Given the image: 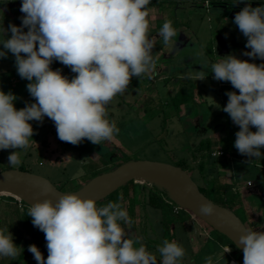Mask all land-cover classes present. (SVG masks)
<instances>
[{"label":"clouds","instance_id":"clouds-1","mask_svg":"<svg viewBox=\"0 0 264 264\" xmlns=\"http://www.w3.org/2000/svg\"><path fill=\"white\" fill-rule=\"evenodd\" d=\"M242 0H236L240 3ZM151 0H22L18 27L9 24L0 39V58L11 53L17 74L34 103L14 105L11 91H0V150L14 149L8 161L21 164L20 152L27 150L34 129L29 123L53 121L62 142L78 145L85 139L93 144L112 141L119 129L107 119L106 106L130 85L155 69L154 40L149 38L148 5ZM234 24L247 38L243 55L264 60V5L248 3L235 14ZM24 29H27L25 31ZM11 33L10 37L7 33ZM177 35L171 21H165L159 36L173 46ZM58 61L76 75L69 79L51 65ZM202 69H204L202 67ZM213 79L230 82L226 106L235 133L234 147L249 158H260L264 148V63L256 64L228 55L211 64ZM207 72L196 71V80ZM255 128L256 131H251ZM84 174L78 170L73 179ZM202 216H212L215 205L202 202ZM32 224L44 233L48 251L45 259L35 244L28 246L37 264H180L184 248L165 239L155 254L138 238L130 237L120 222L131 219L120 203L97 207L95 198L65 193L55 200L36 201L29 206ZM238 246L243 264H264V231L242 227ZM23 250L13 242L9 228L0 229V257L16 259ZM227 246L224 253L230 252ZM205 264H213L212 257Z\"/></svg>","mask_w":264,"mask_h":264},{"label":"rangeland","instance_id":"rangeland-1","mask_svg":"<svg viewBox=\"0 0 264 264\" xmlns=\"http://www.w3.org/2000/svg\"><path fill=\"white\" fill-rule=\"evenodd\" d=\"M234 1L236 2V0ZM235 2V9L233 10L235 14L248 4L244 1ZM247 2H250L252 7L264 5V0H248ZM207 3L206 0H167L158 4V2H152L151 0L148 5L149 38L154 40V45L160 43L162 47L164 46V51L173 50L174 44L173 46H165L159 36V30L163 23L171 21L177 34L182 37L179 45L181 47L185 46L186 49L182 53L184 56L189 57V61L197 62L199 58L205 57L210 64L218 62L223 57L234 55L233 42L241 45L235 55L237 58L248 60L249 62L254 61L256 58L243 55L245 51L251 50L245 48L247 38L243 36L233 22L235 15L231 17L229 12H221L225 7L218 6L215 3L209 6L208 11H206L204 6L207 7ZM176 37L177 35L173 37V41ZM189 40L191 43H188ZM224 44L226 45V52L213 54L212 47L215 46L216 48L219 45L224 46ZM160 48L161 46L158 45L155 51H159ZM209 53L215 56L213 57ZM158 57H156V60L161 64L162 59L160 58L163 57V54ZM160 64L156 65L155 69L147 75L149 77L153 76L152 78L163 79L168 74L169 68ZM181 66L185 68L184 63ZM162 69H165V74L162 73ZM180 73H182L180 80L175 81L173 80L174 78H171L167 82L170 92V98H167V101L165 99L167 91H161L162 94H160L158 89H155L150 83V79L144 77L145 79L148 78L145 81L142 79L143 76L138 78L139 81H137L140 90L124 91L114 97L106 106L107 119L115 121L119 129L112 141H104L97 145L85 139L78 145H72L62 142L58 138L56 130H54L55 125L49 118L45 117L43 123L30 121L29 123L34 129V135L31 137L32 140H30L27 150H18L22 161L21 164L16 168H12L9 165L8 157L15 150H1L0 172L10 169L30 172L48 179L63 192H74L94 177L115 169L126 159L130 161L150 160L173 165H178L177 161L181 160L188 163L187 171L200 184V173L197 163L192 159L191 150L200 143L203 136L206 137L208 134H217L216 137L219 139L226 135L227 131L232 133L239 131V127L233 124L232 120L230 121V126H226L225 119L230 116L222 111V108L228 102V96L225 93L237 91L238 94V90L234 89L230 82L219 81L218 85L222 88L220 100L219 97L208 93L202 88L200 83H209L208 79L196 80V72L194 70L184 69ZM8 76L13 75L10 74ZM8 76L6 75V77ZM179 86L194 88L193 100L183 106L184 109L179 115L184 116L185 113H189V116L182 120L177 118L173 105H169L171 97L179 91ZM199 90L206 95L207 100L203 101L200 98ZM13 93L20 96L14 101L17 103L16 108L18 110L25 107V102L21 98L25 94L28 95L27 103L35 102L26 89H19L13 91ZM152 118L153 120H151ZM203 120H208L204 127L202 126ZM228 160L230 174L226 170H217L211 176L234 185L233 191L235 193L238 192L240 196L249 202L246 204L247 206L251 204L257 208V212L264 211V200L258 193L256 195L254 192L264 193V156L260 160L247 156H243V158L238 160ZM80 169H83L84 174L77 179H73V176ZM247 181H250L251 186L244 191L242 186ZM136 184L140 185V187L145 186L146 194L154 189L151 183L137 182ZM138 198V201L141 202L140 196ZM242 205L244 204L237 202L235 209L237 210V215L246 221L240 212ZM136 208L138 209V206ZM247 208H250V206ZM150 211L153 213L154 210L150 208ZM154 212L159 213L157 211ZM155 213L154 220L157 215ZM190 216L197 219L205 227L210 237L216 238L218 236L206 223L192 214ZM138 221L139 218L135 215L134 223L136 224ZM190 226L193 225L190 224ZM260 231H264V228H260ZM202 234L205 235V233ZM197 239L206 245L208 250L213 248V250L217 251V256L222 254L220 247H217V250L215 249V242L200 236H197ZM204 239L206 240L205 243ZM146 243L152 247L154 240H148ZM222 244H228V246L233 248L226 240ZM134 246L139 247L140 241ZM155 255L159 262L161 259L159 252L157 251ZM228 261L229 258L222 257V262L217 264H227Z\"/></svg>","mask_w":264,"mask_h":264},{"label":"crops","instance_id":"crops-1","mask_svg":"<svg viewBox=\"0 0 264 264\" xmlns=\"http://www.w3.org/2000/svg\"><path fill=\"white\" fill-rule=\"evenodd\" d=\"M21 2H22V0H0V39L4 38V29H7L9 24H14L18 27L21 25L22 21L20 18L24 15L23 13L20 12ZM24 30L27 31V29H24ZM10 35H11L10 32L7 33L8 37H10ZM180 39H182V37H180V34H178L177 39H175L173 41L174 42L173 50L164 51L163 50L164 46L162 47V45L160 43L157 45H154V48L152 50V55H153V58L156 62V65L160 64V62H158L156 60V57L160 56V54H163V57L160 58V59H162L161 64L163 66H167V68H169L168 74L165 75L163 77V79L152 78L153 76L149 77L147 74H144V75H142L143 76L142 79L147 81V79L149 78L150 83L154 86L155 89H158L160 94H162L161 91H167L166 97H165V99L167 101L170 98V96H169L170 92L168 90L169 86H168L167 82H169L171 80V78H174L173 80H175V81L180 80V78H181L180 76L182 75V73H180V72L184 69L189 70V71L194 70V72L204 70L207 72V76L205 79H208V81H210V82L207 83V82L203 81L205 84L200 83L202 88L205 91H208V93H211V94L215 95L216 97H219L221 100L220 91H222V88L218 85L219 81L213 79L214 74L211 72V69L209 68V66L211 64L208 61V59H205V57H204V58H199V61H197V62L196 61L195 62L189 61L188 60L189 57L184 56L182 53V49L185 46L181 47L179 45ZM188 42H190V40ZM158 45H160L161 48L159 51H155V48H157ZM2 49H3V45L0 44V50H2ZM251 62L259 65V64H262L264 62V60L256 58L254 61H251ZM183 63L185 64V68H183V66H181V64H183ZM53 66H54V68H52L53 70L59 69L57 66V61H54L52 63L51 67H53ZM202 67L204 69H202ZM67 69L68 70L63 69V70H61V72L63 75L67 76L70 79L71 78L70 75L72 72H71V69L69 67H67ZM162 73L165 74V69L162 71ZM10 74L13 76H8ZM6 75L8 77H6ZM144 77H148V78L145 79ZM137 81H139L138 78L133 77L131 82H130L129 87L125 91H130L132 89L140 90V86H139V83ZM28 83H29V81L22 79L17 74V70L15 67V58L11 53H8L7 58H0V91H4L5 93L11 91L13 93V91H17L19 89H26L27 90L26 85ZM194 85L196 86V84H194ZM182 89H187V88L179 86V90H182ZM16 97H20V96L16 95ZM21 98L23 99L22 101L25 102V103L24 102H22V103H24V106H26L28 95L25 94V96H21ZM200 98L203 101L207 100L206 95L203 94L201 91H200ZM121 100H123V99H121ZM14 105L16 107L17 103L14 102ZM169 105L172 106L171 102H169ZM182 109H184V108H182ZM117 110H118V108H117ZM180 113L176 114V111H175L176 116H178L177 118H179L181 120L183 118H186L189 116V113H185L184 116H179ZM151 120H153V118ZM208 120H203V122H202L203 127ZM226 126L229 127L230 123L226 124ZM54 130H56V127ZM56 133H57V131H56ZM216 135H213V134L209 135L208 134L206 137L203 136L201 138V140L209 138L213 141H217L219 139H217ZM216 151H218V150H216ZM241 158H243V157L242 156H240V158H236V157H232V156L218 157L215 159V161L218 162L217 163V170H219V171H225L226 170L230 174L229 162H228L229 160L228 159L238 160ZM260 158H258V160H260ZM249 182L250 181H247L246 184L244 186H242V189H244V191H246L247 188L251 186V185L249 186L247 184ZM240 202L242 204H244V205H242L244 208L241 206V208H242L241 211H243V214L245 215L246 222L250 226L258 225L259 229H257L256 231H260V228L263 229L264 228V211L257 212V208L251 204L249 205L250 208H247L249 206H247L246 204L249 202L246 201L242 196H241ZM139 207H140V205H138V209L136 208V211H135L136 212L135 215L138 216V218H139L138 223H136L135 226H133V227H130V226H122V227L125 228L126 232H128L130 237L138 238V241H140V244H143L146 247V250L148 252L155 254L158 251V247L162 246V243L164 241V235H163V230H162V226H161V219H162L161 218V212L151 208L152 210L159 212V213H155L153 211V213H152L150 211V207H146L144 210L141 209V207L140 208ZM24 210H25V206L23 205V202H20L19 200H17L14 197H11V196H0V229L8 227L9 232L13 236V242L17 246H20L22 249L25 245V242L31 239L30 233H29V228L24 223V215H23ZM154 213H155V215L157 214L155 216V218H156L155 220L153 218ZM191 221H192V223H190ZM190 224H192L193 226H190ZM143 225L145 226V229H144L145 232H143ZM186 226H189V227H186ZM202 233H205V235H203ZM197 236H200L202 238L205 237L206 239H210V241L215 242V245H214L215 249L217 247H220L222 250V254L217 256L218 253H217V251L213 250V248H211V250H208L206 245L202 244V242L199 241V239H197ZM148 240H151V241L154 240V242H156L157 245L156 246L153 245L152 247L149 246L148 243H146V241H148ZM175 241L179 245H181L185 250V255L181 259L180 264H205V258L206 257H212L213 264H217L219 262H222V257L223 258H229V261L227 264H238L232 256L233 255V249L229 246L232 249V252L231 253H224V249L228 245L222 244L221 242H219V240L217 238H212V236L210 237L207 234L205 227H203L202 224L199 221H197V219H195L194 217L190 216V218L187 221H185L184 223H182L181 225L178 226V228L176 229ZM205 242H206V240L204 239V243ZM38 249H39V247H38ZM18 258H19V256L16 257L15 260H13L11 258L0 257V264H18ZM22 264H35V262H34V260L30 259L28 261H24Z\"/></svg>","mask_w":264,"mask_h":264},{"label":"trees","instance_id":"trees-1","mask_svg":"<svg viewBox=\"0 0 264 264\" xmlns=\"http://www.w3.org/2000/svg\"><path fill=\"white\" fill-rule=\"evenodd\" d=\"M167 0H152V2H158V4L165 2ZM208 3V6H204L206 11H208L209 6L212 4H217L218 6L225 7L221 12H229L231 7L234 5V0H206ZM246 3L248 0H242ZM178 36V34H177ZM177 39V37L175 38ZM191 43V42H188ZM189 45V44H187ZM186 45V47H187ZM239 47H241L240 44L237 42H233L232 48L234 49V55L237 54ZM188 48V47H187ZM186 48L183 47L182 52ZM213 54L216 55V53H221V49L218 47L215 48L212 47ZM212 53H209V55H213ZM211 56V57H212ZM57 66L60 70L67 69L66 66L61 64L57 61ZM211 66V65H210ZM209 68L211 69V67ZM51 68H54L51 67ZM75 73H71V78L75 76ZM70 78V79H71ZM194 98V88L190 87L187 89L179 90L173 97H171V104L174 107V110L176 111V114H179L186 104H188L190 101H192ZM226 124L230 123L231 118L226 119ZM251 131L255 132L256 129L252 128ZM236 136L235 133H232L230 131H227V134L219 138L217 141H213L209 138L201 140L200 143L191 150L192 159L197 163V167L200 173V184H198L194 178L193 175L191 177L193 180L197 183L199 186V189L202 193H204L208 198H210L215 203L226 207L233 212L236 213L235 206L237 202H240L241 196L238 192H234V185L229 184L227 181H221L218 178H215L214 176H211L214 172L217 171V162L215 161V157H212V153L216 150H222L224 152V156H232L236 158H240L241 155L237 149L234 147ZM262 154H264V148L261 149ZM264 156V155H262ZM129 159H126L123 161L120 165L129 162ZM178 165L182 169L187 171V162L186 161H177ZM119 165V166H120ZM3 172V171H2ZM188 172V171H187ZM189 173V172H188ZM97 175V174H96ZM154 189L148 192V194L145 193L146 187H140V185L136 184L135 182H129L128 184L124 185L122 188L108 196L106 199L100 201L97 203V207L106 206L109 202H116L122 204V206L127 210L128 215L131 219L130 224H123V222H120L122 226H135L134 223V217H135V211L138 204L140 205L141 209H145L146 207H150L154 210H158L161 212V226L163 230L164 240L167 239L169 242L175 241L176 237V229L179 225L184 223L190 218V212L182 209L178 214L174 213V205L175 203H167L164 198H167L166 191L164 189H159L156 185H152ZM141 202H139V197ZM25 206L24 210V223L29 228V233L31 239L25 242V245L23 247V250L21 251V254L18 258V264H22L24 261H28L30 259L34 260L35 264H37V261L34 259L33 254L28 251V246L35 244L37 247H39L42 255L44 258H47L48 251L46 248V240L44 233L41 232L38 228L34 227L32 224V218L28 216V210L29 206L23 203ZM240 212L243 214V211L240 210ZM237 214V213H236ZM244 219L245 215L243 214ZM240 217V216H239ZM240 219L243 221V223L246 225V227L250 230H257L259 229L258 225L250 226L246 221H244L241 217ZM211 228V227H210ZM145 229V226L143 225V232ZM212 229V228H211ZM213 230V229H212ZM215 231V230H214ZM216 232V231H215ZM218 236L216 237L219 242H223L226 240L229 245L233 246V257L234 260L238 264H243V254L233 245V243L224 235L216 232ZM154 245L156 246L157 243L154 242ZM228 245V244H227Z\"/></svg>","mask_w":264,"mask_h":264},{"label":"water","instance_id":"water-1","mask_svg":"<svg viewBox=\"0 0 264 264\" xmlns=\"http://www.w3.org/2000/svg\"><path fill=\"white\" fill-rule=\"evenodd\" d=\"M234 15L235 12L232 11L230 16L234 17ZM219 48L221 53L226 52L225 44L224 46L219 45ZM139 179L150 180L151 184L156 185L159 189H164L167 197L173 203L189 211L213 230L227 237L243 254L242 247L238 246L237 242L240 230L246 225L240 217L232 210L215 203L202 193L186 170L169 163L132 160L94 177L74 192H63L42 176L10 169L0 172V196H11L27 206H31L32 203L38 200L43 201L49 198L55 200L61 194L77 193L83 198H95L99 203L124 185L132 181L137 183ZM254 192L264 199V193ZM205 201L215 205L214 215L202 216L200 214L199 206Z\"/></svg>","mask_w":264,"mask_h":264},{"label":"built area","instance_id":"built-area-1","mask_svg":"<svg viewBox=\"0 0 264 264\" xmlns=\"http://www.w3.org/2000/svg\"><path fill=\"white\" fill-rule=\"evenodd\" d=\"M225 154L222 150H218V151H215L212 153V157H215V158H218V157H223ZM248 185L250 186L251 183L249 182ZM164 200L167 202V203H170L172 204L173 202L167 197V198H164ZM21 202V201H20ZM182 210V208L180 206H178L177 204L174 205V213L175 214H178L180 211ZM232 252V249L230 252H227V253H231Z\"/></svg>","mask_w":264,"mask_h":264},{"label":"bare ground","instance_id":"bare-ground-1","mask_svg":"<svg viewBox=\"0 0 264 264\" xmlns=\"http://www.w3.org/2000/svg\"><path fill=\"white\" fill-rule=\"evenodd\" d=\"M137 182H140V183H151V181L150 180H146V179H139V180H137Z\"/></svg>","mask_w":264,"mask_h":264},{"label":"flooded vegetation","instance_id":"flooded-vegetation-1","mask_svg":"<svg viewBox=\"0 0 264 264\" xmlns=\"http://www.w3.org/2000/svg\"><path fill=\"white\" fill-rule=\"evenodd\" d=\"M235 4L231 7V9L229 10V13H231L234 9H235Z\"/></svg>","mask_w":264,"mask_h":264}]
</instances>
